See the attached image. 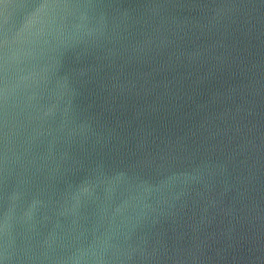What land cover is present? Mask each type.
<instances>
[{
  "label": "water",
  "instance_id": "obj_1",
  "mask_svg": "<svg viewBox=\"0 0 264 264\" xmlns=\"http://www.w3.org/2000/svg\"><path fill=\"white\" fill-rule=\"evenodd\" d=\"M0 264H264V0H0Z\"/></svg>",
  "mask_w": 264,
  "mask_h": 264
}]
</instances>
